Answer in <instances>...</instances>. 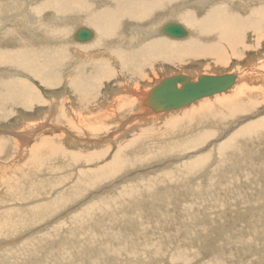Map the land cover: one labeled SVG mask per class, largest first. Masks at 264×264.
I'll return each mask as SVG.
<instances>
[{"label":"bare ground","instance_id":"6f19581e","mask_svg":"<svg viewBox=\"0 0 264 264\" xmlns=\"http://www.w3.org/2000/svg\"><path fill=\"white\" fill-rule=\"evenodd\" d=\"M208 1L211 2L208 3ZM246 3L247 5H244L243 0H0V119L6 117L2 113L5 114L12 112L15 108L19 107L27 108L30 106L31 102L28 98V94L32 92V85L31 83H28L26 78L34 79L42 73L45 75L49 84H58V76L61 74L60 71H62V73L66 72L68 77L72 74L73 70L79 71L78 75L69 82V87L74 88L73 92L77 98L86 99L85 92L90 88V80L91 77L95 75V72L94 74L91 73L90 75H86L82 73L83 67L73 65L72 51H70V48L76 49L74 48L76 47L74 44L84 43L75 41V39H73L74 35L71 37L74 40L72 41V44L69 41V43H67L68 36L70 35L69 33H71L76 25H81V27L91 26V28H93V30L90 29L93 34L92 39L87 41L82 48L86 46L84 50H95L96 52L94 54H99V50L102 53L104 50L101 49L104 48L111 51L110 53H113L115 56L123 55V57L127 58L131 54V50H126L124 52V47L133 45L136 41L139 42L143 40H138L140 38L137 36L140 35L139 31L145 33L149 31L138 27L146 23L147 26L150 25L153 29H157L156 31L154 29V31L151 32L152 34H157V36L143 40L144 43H141L136 51L138 59L153 53L164 55L168 48H172L177 55H180L181 53H185V55H193L206 52L214 56H219V53H223L224 47L236 49V47L241 44V37L245 36L250 30H252L250 34L254 37L256 42L264 36V0H246ZM248 5L255 6V10L253 9L255 14L248 12ZM167 14H169L168 17L171 18V22L169 23L179 22V24H181L186 30L183 37L176 38L178 39L177 41L163 38L165 35H163L164 33L162 30L167 24H169L168 22L165 24L163 23L161 28L158 29L160 23H162L159 17H161V15L164 17ZM251 20L256 21V23L246 24ZM130 28L131 30H137L138 33L136 32L134 34L133 31L132 35L128 34ZM112 43L115 45H112ZM241 46L243 47V45ZM257 51L259 52L257 55H254L250 59L246 58L247 61L245 62L248 67V69L245 68L247 69L246 74L244 75L246 77L242 78L238 73H231L235 75L236 81L232 86L233 88L231 87L229 90L225 91L228 92L233 90L231 94L226 95L225 92H222L215 94L217 96L213 99L206 97L201 98L204 100L199 99L201 101L191 104L190 106H184L183 109L174 113L171 112V114L164 115L160 118H157L158 116L155 117L156 114L153 115L146 107H142V101L147 97V94L152 87H154L160 80L174 75H189L193 80H196L199 75H211V73L197 75V73L194 74L193 72H189L190 74L174 73L167 75L155 82V84L145 92L134 88V90L128 87L125 88V83H123V85L119 87L124 88H118L119 90H115L116 93L122 95H119L118 98L116 97L115 99L111 98L110 102L103 101L104 105L107 107L104 108V111L101 107L103 112L98 111L94 125L89 123L86 124V120L88 121V119L85 118V114L87 111L89 112L90 110L95 109V107L89 105L87 110H80L79 108H76L75 104L71 101L66 102L67 105L70 104L67 108L69 112L68 114L66 110L61 109L59 111L60 107L55 103L53 104L50 114L47 116L52 119L51 115L53 114V117H55L58 110L60 114L58 113L59 115L57 114V116H59L61 125H57L53 120L46 118L48 119L47 125L42 129H46L47 127L50 129L52 128L54 131L58 129L62 131L63 135L56 134L57 136L54 137L52 134H49V136L40 135L34 137L38 133L37 132L34 135L26 136L25 133L27 132V126L30 125H13L11 128L8 127L9 130H6V132H8L7 134H9L10 137L7 138L5 135L0 136V154L6 155V158H0V167H3L0 169V180L2 184L4 183L3 186L7 189H3L4 192L8 191V189L13 191L12 196H7L9 199L12 198L11 202L13 201V203L9 208L5 210L2 209L3 211L0 210V264H102L103 262L100 263L98 260V254L106 255L108 250L111 253L118 254H120L121 251H126L125 255L133 256L132 258H120L123 254L121 256L118 255L116 259L114 258L115 261L112 260L115 262L114 264H118L119 262L121 264H148L147 261H150L151 258H158L164 261L167 256H164V254L160 252L162 246L159 239L157 240L158 242L150 239L151 243H148L147 239L144 237V240L140 238L141 242L130 240L127 245V241H121V237L123 238L124 235H117V232L119 231H115L114 233H111V235L104 234L105 232L114 230V227L119 225V222H122L120 221L121 218L117 217V212H123L121 206L128 204L129 207L133 208L135 205L133 203L137 199V202L139 201V195L141 193H139L140 188L141 191L142 189L146 190L141 193L143 196H153V194H150L152 190L149 188L152 183L151 178L138 180V183L133 182L135 180H130L131 178L128 179L126 183H129V185H125L117 190L118 193L112 197L113 205L111 204V201H109V197H98V200L95 199L91 201L89 198L97 195L98 192L96 193L89 189L96 187V185L100 186L105 182H111L112 180L117 179L121 173H126L135 169L134 167L132 168V166L150 160L149 158L166 156L184 151L186 152L188 150H192L193 152V150L198 148L199 145H203L205 140L207 141V139L211 137L214 138L213 136L217 134L215 130H211L213 128L210 129L209 127H216L215 129H218L217 126H226L224 122L233 118L235 119L238 114L246 112L247 115V112H251L253 107H255L256 104L258 105V102L254 98L251 99V97L254 96L253 90L247 89L246 87L257 86V89H259L258 87H264L263 80L261 83L256 81L264 77V68L259 69L262 64L264 67V51L261 52L259 49H257ZM107 55L109 54L107 53ZM236 57L238 59H245L246 54H236ZM256 60L259 62L256 63ZM121 65L124 68H126L127 65L129 67L133 66V69L135 67L138 68L135 62L127 60L121 61ZM132 74L135 76L136 69L132 71ZM98 75H100L101 79H103V77L104 79L107 77L110 78L111 71L108 65L99 68ZM24 76H26V78H24ZM141 76L142 79L146 78L143 74ZM244 79L255 83V86H251L250 84L238 85L237 89L235 88L236 91H234L236 83H239V81L241 82V80L243 81ZM258 83L260 85H258ZM137 87L138 86H136V88ZM220 94H222V96ZM134 109L136 113L133 112L134 114H132ZM161 114L165 113L161 112ZM174 115L176 118L169 121L168 124L165 122L166 126L163 127L169 128L172 132L178 131L180 133L183 131H189L191 128L190 130L192 131L189 132V136L187 135L186 137H183V134H181L180 137L175 138V141H172L170 136H166L168 133H164L163 131L165 130H163L162 133L164 134H161L163 137H156L159 144H155V141H147L150 139L143 140V131L139 133L138 136L131 137L132 139L128 141L122 137V142L115 141L117 148L111 156V161L101 167L96 166V168H90L91 165L89 164L86 168L85 166L84 168H81L82 162H84V164L88 163L90 158L82 156L83 154L79 155V152H68L62 143V140H64L63 137H67L65 136L67 135L66 133L71 134L70 138H72V140H69V143H73L72 141L78 138L72 136V134H75L77 131L84 130V133L82 134L87 133L89 135H94L100 126H104L101 128V131L113 127V121L119 122L122 119V121L119 122L120 125L118 127L120 131L119 135L122 136L123 132L129 131V125L131 123L138 126L145 122V120L146 122H153L156 118L157 120L168 119ZM254 115H252V118H254ZM238 119L239 117L237 120ZM42 120L43 119L41 118V121ZM206 123L210 126H203L206 127L204 128L205 130L201 127L204 131L198 132V130L201 129L197 127ZM243 123H245V121L241 124ZM233 127H236V125ZM143 129L144 128L141 130ZM146 129L150 130L151 128L146 127ZM109 132L111 133L112 131ZM102 133L103 132L99 134ZM225 133L226 132L223 133L225 140L222 139L223 142L216 146V148L214 144V157L216 159V156H218V158L223 159V161L224 159H227V162H229L231 159L228 160V158L239 155L243 152L244 146L246 145L245 143L252 140V136H264V121L256 115L254 121L243 124L233 132L229 131L226 134ZM155 135L157 134L154 133V136ZM31 137H33L34 140L41 139V142H39L42 144L40 145V152H38V146L36 147L35 142H32V144L28 146ZM221 138L223 137L221 136ZM91 139L94 140L96 138ZM91 139L88 141H91ZM111 139L113 138L110 137V140ZM162 140L164 143H161ZM10 142H19V144L15 147L13 146L11 149L10 147H12V145ZM95 142L93 141V143ZM152 145L157 146L150 149ZM41 151L43 152L41 153ZM26 152L30 153V158L27 156L28 153ZM23 153H25L27 157H25L27 165L24 164V162L23 164L19 162L21 165L30 168L32 167L31 172L33 174L35 169L39 171V169L41 170V167L42 171H46L42 173L46 179H42L39 176L38 178L34 177L36 176L35 174L33 179L36 180L34 181L36 184L37 181L40 183L39 188L43 190L45 189L44 193L47 194L45 202L41 201V203L38 202L39 204H36L34 200H31V206H25V209H23L20 204H24V201H26L25 199L28 200L37 193H35L36 189L34 188V185H32V188L28 185L26 187L24 185V187L21 188V184L18 183V181L17 183L10 182L13 184L10 186V179L5 176L10 175V169L20 165L17 160H22L21 156ZM64 154L70 155V160L74 162L73 165H70L69 167L67 165H62V167L56 165L57 159ZM94 155L97 156L95 152ZM176 155L178 156V154ZM190 157L191 160H188L189 162L173 167L167 172H161L163 179L160 181H164V178L169 176L174 185L178 184V182L183 183L186 178H189L188 176L190 174L198 173L197 171L203 170L202 168L204 167L206 168V163L211 160L210 156L208 157V154L205 155V153L198 156L195 155L194 157L191 155ZM187 158L188 157H186V160ZM217 161L220 160L217 159ZM217 163L219 167L220 163ZM4 165H7V167ZM8 165H10V167H8ZM259 166V163L256 164V167ZM71 167H73V171ZM24 168L21 169L24 170ZM66 168L70 170H65ZM18 170L16 173L17 177L15 176L16 178L21 179L28 176L31 178V175L28 173V170L30 169H26L24 174ZM58 170L61 172L58 174L54 173V171ZM222 171H224V169L220 172ZM54 175L61 176L56 178L57 180H53V178L56 177ZM65 175H67V178ZM68 175H71L69 179L70 182L68 180ZM133 176L134 175L132 174L131 176L125 174V176L120 179ZM218 176L220 177V175H217L216 177ZM222 177H224L223 174ZM12 181L14 180L12 179ZM65 181H67V183H65ZM27 182L28 181H26V183ZM50 189L51 191L54 189L53 193H50ZM84 191H87V199L90 201L89 206L86 205V208H80L77 212L72 213L71 221L66 219L69 222V224L67 223L68 226H64V221L58 222L60 216H68V211L66 210L69 208V205H67V203L83 196ZM190 192L192 196H195L196 193H201L200 196L193 199L194 203H196L197 200H200L199 203L197 202L199 205L202 201L210 199L215 201L214 203L211 202L213 207H219L221 206V203H225L222 198H213L215 197L213 196L214 193H210L209 188L204 184L202 188L200 186V189L198 190H196V187H190L186 193L189 195ZM261 198L263 200L261 202H256L255 204L264 205V196ZM155 199L160 203L162 202L163 197L157 193ZM27 202L29 203V201ZM76 202L77 200L74 201V203ZM83 203L84 200H81L80 204ZM100 203L101 207L103 204L106 205L105 203L112 205L107 207L109 213H107V208L105 210L103 208V211H101L100 214L96 213L97 207L100 206ZM89 210L92 211L90 212ZM131 211L137 218L141 217H139L138 212H136V206L131 209ZM128 212H130V210H128ZM164 218L165 217L163 216V219ZM40 219H52L49 222L50 224L52 223V228L45 230L43 227L47 225V222L41 224L39 223ZM63 219L65 218H62V220ZM148 221L149 220H147V222ZM147 222L145 221L144 223ZM144 223H142V225H144ZM35 224L38 225L35 226ZM143 228L146 229L147 227ZM206 229L205 226L200 227V230L202 231ZM42 230L45 231L41 232ZM234 231L236 230L234 229ZM188 234L189 236L195 235L192 231H188ZM262 234H264V222L254 219L247 232L234 238L230 242L229 249L232 247V252L234 253V249L237 247L252 243L261 247L264 245V241H253H256L254 236L258 237ZM103 236L109 238L108 242L105 241L106 238H100ZM113 245L117 246L112 248ZM124 247H126L125 251L123 250ZM176 247H182L183 250H179L180 248H174L169 254L170 257L166 260L167 264H170L171 261H178L181 264L191 262V257L189 258V255H185V249L188 248L182 245H177ZM140 248L143 250L140 251ZM229 249L227 251H211L205 256L213 264H225ZM39 253H43V255L41 259L35 261L36 256ZM116 260L118 263H116Z\"/></svg>","mask_w":264,"mask_h":264},{"label":"rangeland","instance_id":"374dc122","mask_svg":"<svg viewBox=\"0 0 264 264\" xmlns=\"http://www.w3.org/2000/svg\"><path fill=\"white\" fill-rule=\"evenodd\" d=\"M210 2L211 1H208V3H210ZM243 4L247 5L246 0H243ZM247 8H248V12L255 14V12L253 11V9L255 10V6L248 5ZM168 16H169V14H167L164 17L162 15H161V17H159L161 19L162 23H160V26L158 29L161 28V25L163 23L165 24L167 22L168 23L171 22V20H170L171 18H169ZM254 20H251V21L247 22L246 24L256 23V21H254ZM172 21H174V20H172ZM174 22H176V21H174ZM259 26H261V25H259ZM78 27H81V25L74 26L71 33H69L70 35L68 36L67 43L70 42L72 44V41H74V40L71 37L73 36V33L75 32L76 28H78ZM84 27H87V28L93 30V28H91V26H84ZM138 28H144V29H146V31H149L146 33L139 31L140 35H137V36L140 38L138 40H141V39L147 40V38H152L153 36L154 37L157 36V34L151 33L154 31V29H155V31L157 29L156 28L153 29V27H151L150 25L147 26L146 23L140 25V27H138ZM133 31H134V34L136 32L138 33L137 30H131V28H130V31L128 32V34L132 35ZM251 31L252 30L248 31L247 34H245V36L241 37V39H240L241 44L238 45L239 47L237 46L236 49H230V48L224 47L223 53H219V56H214V55L208 54L206 52L196 53L193 55H185V53H181L180 55H177L176 52H174L172 50V48H168V49H166V52L164 55L159 54V53H153V54H150V55H147V56H144V57L138 59V57L136 56L137 48L141 45V43H144V41L141 40L139 42L136 41V43H134L133 45L124 47V49H123L124 52L126 50H128V51L131 50V54L127 58H125V57H123V55L115 56L113 53H110L111 51L106 50L104 48L101 49V50H104L103 51L104 53L103 52L101 53V51L99 50L98 51L99 54L98 53L94 54L96 52L95 50H84V48L86 46H84L83 48H82V46L85 45L86 42L74 44V46H76L74 48H76V49L70 48V51H72L71 54H72V58H73L72 62L74 63L73 65H76L78 67H83L82 73H84L86 75H90L91 73L94 74V72H95V75H93L92 76L93 78L91 77V80H90V86H89L90 88L85 92L86 93L85 94L86 99L77 98L73 92L74 88L69 87V82H71L79 73V71H77V70H73L72 74L69 75V77L66 74V72L62 73V71H60L61 72L60 75L62 77L60 75L58 76V81H59L58 84H49L43 73L38 75V77L34 78V79L26 78V76H24V78H26L28 83L29 84L31 83V85H32V92L28 94V98L31 102L30 106H28L27 108L19 107V108H15L14 111H12V112H8L5 114L2 113L6 117L0 119V136L5 135V137H7V138L10 137L9 134H7L8 132H6V130H9V128H11V126H13V125H16V126L30 125V126H27V132L25 133L26 136L34 135L37 132L38 133L34 137H37L40 135H48L49 136V134L50 135L52 134L54 137L57 136L56 134L63 135L61 130L57 129L54 131V130H52V128L51 129L48 127L46 129H42V128H44L47 125L48 119H46V118H49V116H47V115L50 114L51 109L53 107V104L56 103V105L60 107V109L58 108L59 111L61 109L66 110V112L69 114L67 108H68V106H70V104L67 105L66 102H70V101L73 104H75L76 108H79L80 110H87L89 108V105H91L92 107H95V109L90 110L89 112L87 111V113L85 114L86 115L85 118L88 119V121L86 120V124L89 123L91 125H94L98 111L103 112L105 110L104 108L107 107L104 105L103 101L110 102L111 98L115 99L116 97L118 98L119 95H122V94L116 93L115 90H119L118 88L128 87L132 90L136 89V90H142V92H145V91H147L148 88L152 87L155 84V82L159 81L161 78L166 77L167 75L174 74V73L175 74H178V73L190 74L189 72H193L194 74L197 73V75L203 74V73H205V74L211 73V75H222V74L230 72V73H235V74L238 73L242 76V78H244V77H246L244 75L246 74V71L248 69L246 62H245V61H247L246 58L250 59L254 55H257L259 53L257 51V49H259V51H261V52L264 51V36L262 38H260L259 40H257L258 42H256L254 40V37L250 34ZM163 35H165V34H163ZM163 38H165V39L168 38V40H173V41L178 40V39L172 38L168 35L163 36ZM70 39H72V40H70ZM77 42H79V41H77ZM80 44H82V45H80ZM112 45H115V44L112 43ZM241 45H243V47ZM80 46H81V48H80ZM107 53L109 55H107ZM242 53L246 54L245 59L244 58L238 59L236 57V54L241 55ZM123 60L135 62L136 66H138V68L135 67L133 69V66L129 67L128 65L126 68L122 67L121 61H123ZM258 62L259 61L256 60V63H258ZM105 65H108V67L111 71V75H110L111 79L107 77L108 80H107V78L104 79V77H103V79H101L100 75H98V69L105 66ZM245 68H247V69H245ZM263 68L264 67L262 64L259 67V69H263ZM122 69H123V71H122ZM135 69H136V74H137V76L135 74L136 77L132 74V71H134ZM142 74L146 76L145 79L141 78ZM97 77H98V80H97ZM133 77H135V78H133ZM262 80L264 81V77L262 79L256 80V81H259L261 83ZM123 83H125L124 87H119V86H122ZM136 83H138V84H136ZM246 84L247 85L250 84L251 86H255V83L247 81L244 79L243 81L241 80V82L239 81V83H236V85L234 86V89L235 88L237 89L238 85L240 86V85H246ZM258 85H260V84L258 83ZM136 86H138V87L136 88ZM246 88L253 90L254 96H252L251 99L254 98L258 102V105L256 104L255 107H253V109L251 110V112H247V115H246V112L241 113V114H238L235 117V119L233 118L231 120L225 121L224 123L226 126H224V125H223V127H222V125L219 127L217 126L218 129H215L216 127L215 128L209 127L210 125L207 123L202 124L199 127H197V128L201 129V130H198V132L204 131L205 130L204 128H206V127H209L210 129L213 128L211 130H215L217 132V134H215L216 136L215 135L213 136L214 138L211 137V138H208L209 140L207 139L208 143L206 140H205V142H203V145L206 147H204L203 145H199L198 148L193 150V152H192V150H188L186 152L184 151L185 153L184 152L172 153V154H169L166 156L149 158L150 160H146V161H143L142 163H138V164L132 166V168L134 167L135 169H133L129 172H126V173H121L120 175L118 174L119 176L117 179H114L111 182H105L100 186L96 185V187L89 189V190H93L96 193L98 192L97 195H94V196L89 198L91 201L95 200V199L98 200V197L99 198L109 197V201H111V204H112V197L118 193L117 190H119L120 188H122L125 185L126 186L129 185V183L128 184L126 183V181L128 179L131 178L130 180H135L133 182H136V183L139 182L138 180H142L144 178H151L152 179V183L149 186V188L152 190L150 192V194H153V196H150V197L143 196L141 193L143 191H146V190L142 189V191H141V188H140L139 193L140 192L141 193L139 195V197H140L139 201L137 202L138 199L134 203L132 201V203L135 204L133 206V208L136 206V212H138L139 217L140 216L141 217L137 218L136 215H134L131 211V209H133V208L129 207L128 204L123 205L121 207L123 210L122 213L124 214V212H125L124 216L121 212H119V213L117 212V215H118L117 217L121 218L120 221H122V222H119L118 223L119 225L114 227V230H112L110 232H105L104 234H106V235L110 234L111 235V233H114L115 231L116 232L119 231V232H117V235L118 234L124 235L123 238L121 237V241L122 242L127 241V245H128L130 240L135 241V242H141L140 238L142 240H144V237L147 239L148 243H151L150 239L156 240L155 242H158L157 240L159 239L161 242V246H162V247L160 246L161 247L160 252L162 254H164V256H167V257L164 259V261L161 259H158V258H151L150 261L149 260L147 261L148 264H167L166 260L170 257L169 254H170V252H172V250L174 248H177V249L180 248L179 250H181V249L183 250L182 247H176L177 245H182V246L188 248V249H185V253H186L185 255H189V258L191 257L190 258L191 262H188L185 264H189V263L190 264H213L206 257L207 254H209L211 251H213V252L214 251L218 252L219 250L227 251L229 249L230 242L234 238H236V237L242 235L243 233L247 232V230L251 227V224L253 223L254 219H257L258 221L261 220L264 222V205L263 204H255L256 202H261L263 200L261 197L264 196V136H261V137L252 136V140L245 143L246 144L245 145L246 147L244 146L245 150L243 149V152L241 154L236 155L237 157L233 156L234 158L233 157L228 158V160L231 159V161H229V162H227V159H224V161H223V159L218 158V156H216V159L214 157L215 156L214 155V144H215V148H216V146H218L219 144H221L223 142L222 139H224V136H223L224 132H226V133L229 131L233 132L234 130H236L240 126H242L243 124L254 121L256 115L258 117H260L261 120L264 121V96H263L264 95V87H262V88L258 87L259 89H257V86L256 87H246ZM236 89L234 91H236ZM232 92H233V90L225 92V93H226V95H229ZM261 94H262V96H261ZM220 95L222 96V94H220ZM216 96L217 95H211V96H208L206 98L213 99ZM249 99H250V97H249ZM201 100H204V99H201ZM201 100H196V101H194V102H192L186 106H190L191 104H194V103L201 101ZM98 106L100 107V109ZM101 107H102L103 111H102ZM183 108L184 107H181L179 109L168 110V111L162 112L165 114H161V112H159L158 114L156 113V115L155 114H153V115H155V117L158 116L157 118H160L164 115L171 114V112L174 113V112L181 110ZM254 109H256V110H254ZM133 112L136 113L135 109H134V111H132V114H134ZM58 113L59 112L57 110V113L55 114L56 116L54 115L55 117H53V114H52L51 115L52 119L49 118V120H53V122H55V124L61 125V122L59 120V116H57ZM252 115H254V118H252ZM242 116H244V117H242ZM238 117H239V119L237 120ZM41 118L43 119L42 121H41ZM157 118L155 119L156 121L154 120L153 122H151V121L146 122V120H145V122H143L144 124L146 123L145 125L142 123V124H139L138 126H135V125H133V123H131L129 125V131L123 132L122 136L119 135L120 131L118 129V127L120 125L119 122L122 121V119L119 122L113 121V123H114L112 125L113 127H111L110 129L104 130L106 132H104L103 130L101 131V128L104 126L98 127V131H97L98 133L96 132L97 135L96 134H94V135L90 134L89 135L87 133L82 134V133H84V130H79L76 133L72 132V133H75V134H72V136H74V137L76 136L78 138V139L75 138L76 140H73L72 141L73 143H69V140H72V138H70L71 134L65 132L67 134L65 136H67V137H65V138L63 137L64 140H62V143L68 152H77V153L79 152V155L83 154L82 156H86V158H90V161L88 163L84 164V162H82L81 168H84V166L86 168V166H89V164L91 165L90 168H96V166L101 167L102 165L108 164L111 161V156L116 151V148H117L116 142L117 141L122 142V139H121L122 137L126 141H128V140L132 139L134 136H138L139 133H141L143 131L144 132V134L142 135L143 140L150 139L147 141H155V144H159V141H157L158 139L156 137H163L161 134L168 133V135H166V136H170V138H172V141L173 140L175 141L176 140L175 138L180 137L181 134H183V137H186L187 135L189 136L190 135L189 132L192 131V130H190L191 129L190 128L189 131H186V132H184V131L181 133L178 131L172 132V131H170L169 128L163 127V126H166V123L168 124L169 121L175 119L176 118L175 115L169 117L168 119H158L157 120ZM243 120L245 121V123L241 124L242 122H244ZM147 121H148V119H147ZM108 122H110V121H108ZM28 123H30V124H28ZM235 125H236V127H233ZM203 126H206V127H203ZM146 127L151 128L150 129L151 131L149 129H146ZM142 128H144V129L141 130ZM197 128H194V129H197ZM166 129H168V130H166ZM163 130H165V131H163ZM206 130H208V129H206ZM217 130H219V131H217ZM109 131H112V132L110 133ZM132 131H134V132H132ZM162 131L164 133H162ZM101 132H103V133L99 134ZM195 132H197V131H195ZM154 133L157 135L154 136ZM68 134H70V135H68ZM149 134H151V135H149ZM92 136H94V137H92ZM221 136L223 138H221ZM89 137H90V139L96 138L97 140L91 139V141H88V140H90ZM110 137L113 138V139H111L113 141L110 140ZM254 137H256V138H254ZM32 139H33V137L30 138V141L28 142V146L31 145L32 142H35L36 147L38 146L37 147L38 152H40V150H41L40 145H42V144L39 142H41V139H38V140L37 139L32 140ZM214 139L216 140V142ZM93 141L94 142L96 141V142L93 143ZM97 142H99V143H97ZM161 143H164L163 140L161 141ZM10 144L12 145V147H10V148L12 149L13 146L14 147L17 146V144H19V142H16V143L10 142ZM156 146L152 145L150 147V149H153ZM98 150H100V151H98ZM101 150H102V152H101ZM42 152L43 151H41V153ZM94 152L97 154V156L94 155ZM26 153H28V152H26ZM100 153H102V154H100ZM194 153H196V154H194ZM204 153H205V155L208 154V157L210 156L211 160L209 159L210 161H208L206 163V165H207L206 168L204 167V168H202L203 170L197 171L199 174L198 173L190 174L188 176L189 178L188 179L186 178L183 181V183L178 182V184H175V185L169 176H166L164 178V181H160L163 179V177L161 176V172H167V171L171 170L173 167L180 166L181 164L189 162L188 160H191V157H190L191 155H192V157H194L195 155L198 156V155H201ZM176 154H178V156ZM179 154L180 155L182 154V155L180 156ZM183 154L186 156H184ZM211 154L213 155V158H212ZM23 155L21 156L22 160L21 161L17 160V161H18V163L20 162L21 164H23V162H24V164L27 165V163H26L27 157H26L25 153H23ZM29 155H30V153L27 154V156L30 158ZM183 156H184V158H183ZM164 157H166V158H164ZM186 157H188L187 160H186ZM0 158L4 159V158H6V155L0 154ZM183 159H185V160H183ZM217 159H219L222 162L217 161ZM216 161L220 163L219 167H218V163ZM258 163L260 164V166L256 167V164H258ZM73 164H74V162L70 160V155L64 154L57 159L56 165L61 166V167H62V165H67L69 167L70 165H73ZM4 166L7 167V165H4ZM19 166H17V167L14 166L15 168H13V169L9 168L10 170L7 169L10 171V175H9L10 177L7 175H5V176L10 179V181H9V179L7 178L9 183L10 182L17 183L19 181L18 183L21 184V188H23L24 185H25V187L28 185L30 188H32L33 187L32 185H34V188L36 189L35 193L37 192L32 197H30L28 200L25 199L26 201H24V204H20V206H22L23 209H25V206L26 207L31 206V203H30L31 200H34V202L36 204L41 203V201L45 202L46 196H47V194L44 193L45 189L43 190V189L39 188L40 183H38V181H37V184H36V182H34L36 180L33 179V176L35 174L36 176H34V177L38 178V176H39L42 179L43 178L46 179V177H44L42 175V173L46 172V171L45 170L42 171V167H41V170L39 169V171L35 169L34 174H33L31 172L32 167L30 168V167H25V166L21 165L20 167L22 169L25 167L24 170H22ZM8 167H10V165H8ZM1 168H3V167H0V169ZM72 168L73 167H71V169ZM214 168H216V169H214ZM26 169H30V170H28V173L31 175V178H29V176L26 178H21V179L16 178L17 177L16 176L17 170L22 172V174H24V171ZM222 169H224V171L220 172ZM65 170H70V169L66 168ZM72 171H73V169H72ZM60 172L61 171H59V170L54 171V173H56V174H58ZM231 172H232V174H231ZM125 174L128 176L129 175L131 176V174H132L134 176L133 177H126L124 179H120L121 177L125 176ZM222 174L224 177H222ZM217 175H220V177L219 176L216 177ZM54 176H56V175H54ZM60 176L61 175L56 176L55 178H53V180H57L56 178H59ZM65 176L67 178V175H65ZM70 176L71 175H68V180L70 179ZM11 178L14 181H12ZM29 179H32V180H29ZM41 180H39V181H41ZM26 181H28V182L26 183ZM69 182H70V180H69ZM65 183H67V181H65ZM65 183H63V184H65ZM189 183H191V184H189ZM35 184H36V186H35ZM203 184L207 188H209L210 193H214L213 196H215V197H213V198H216V199L222 198V200H224L225 203H221V206H219V207H213L211 202L214 203L215 201H213L211 199L202 201L200 203V205L198 204L200 202V200L199 201L197 200L196 203H194L193 199H196L197 196L201 195V193H196L195 196H192L191 192L189 193V195L186 192H188L190 187H194V188L196 187V190H198V189H200V186L202 188ZM3 185H4V183L2 184V182L0 180V186H1L0 187V207H1L0 210H2V209L5 210V209L9 208L13 203V201L11 202L12 198L9 199L7 197L10 195L12 196L13 191L8 189V191L4 192L3 189H5V190H7V189ZM12 185L13 184H11L10 186H12ZM109 185H110V187H109ZM186 188H188V189H186ZM150 189H149V191H150ZM53 191H54V189L52 191L50 189V193H53ZM9 192H10V194H9ZM157 193L163 197L162 202H160L161 204L158 203L157 199H155L157 196ZM7 194H9V195H7ZM38 196H41V197H38ZM87 198H88L87 191H84L83 196L75 199V200H77L76 203H74L75 200L67 203V205H69V208L66 210V211H68L67 212L68 216H66V217L60 216V218H58V220H59L58 222L64 221V223H63L64 226H68V224H69L68 221H71V214L72 213L77 212L80 208H86L87 206H89L90 201H88ZM81 200H84L83 204H80ZM27 201H29V203ZM15 203H16V201H15ZM247 203H249V204H247ZM105 204L106 205L103 204L101 207V203H100V206L97 207L96 213L100 214V212L103 211L102 210L103 208L105 210L107 207L113 205V204L111 205L108 203H105ZM168 204H169V206H168ZM115 207H117V206H115ZM128 210H130V212H128ZM89 211L91 212L92 210H89ZM107 211H108L107 213H109L108 208H107ZM103 215H104V213H103ZM101 216H102V213H101ZM163 216L165 217L164 219H163ZM45 218H46V216H45ZM62 218H65V219L62 220ZM51 220H46V219L41 220L40 219L39 223L42 224V223L47 222V225L44 226L43 228L45 230H48V228L49 229L52 228V226H51L52 223L51 224L49 223ZM147 220H149V221L147 222ZM145 221L147 223H144ZM55 223H57V222H55ZM142 223H144V225H142ZM37 225L35 224V226H37ZM49 226H51V227H49ZM142 226L147 227V228L145 229ZM161 226H163V227H161ZM202 226H205L207 229L204 231L200 230V227H202ZM144 229H145V231H144ZM234 229L236 231H234ZM24 230H26V229H24ZM44 231L42 230L41 232H44ZM188 231L194 232L195 235L189 236ZM141 234H143V235H141ZM263 235L264 234H262L258 237L254 236V239L256 241H253V242H257L259 240L261 242H263L264 241ZM165 236H167V237H165ZM125 237H127V238H125ZM138 237H139V239H138ZM100 238H106V240H105L106 242H108V240H109V238H107L105 236L100 237ZM186 239H188V240H186ZM116 246L117 245H113L112 248H115ZM125 248L126 247L123 248L124 251H125ZM139 250L142 251L143 249L140 248ZM194 250L196 253L194 252ZM125 253H126V251L125 252L121 251L120 254L111 253L108 250V253L106 255H101L99 253L98 254V256H99L98 260L100 261V263L103 262L102 264H105V263L109 264L110 262H112L114 264L115 263L114 261L118 255L121 256L123 254V256L120 258H126V257L132 258L133 257L132 255L131 256L125 255ZM39 254H41V253H39ZM39 254L36 256L35 261L41 259L43 253L41 255H39ZM124 255H125V257H124ZM112 260H114V261H112ZM112 263H110V264H112ZM116 263H118L117 260H116ZM118 264H121V263L119 262ZM170 264H181V263L178 261H175V262L171 261ZM225 264H264V245L261 247H258L255 243L244 244V245L239 246L236 249H234V253L232 252V247H231L228 251V256L225 259Z\"/></svg>","mask_w":264,"mask_h":264},{"label":"water","instance_id":"95a60500","mask_svg":"<svg viewBox=\"0 0 264 264\" xmlns=\"http://www.w3.org/2000/svg\"><path fill=\"white\" fill-rule=\"evenodd\" d=\"M163 33L173 38L185 35V28L179 23H169L163 28ZM76 41L87 42L92 39V31L79 27L73 33ZM234 74L199 75L196 80L189 75H174L160 80L150 89L142 101L152 114L179 109L196 100L229 90L235 83Z\"/></svg>","mask_w":264,"mask_h":264}]
</instances>
